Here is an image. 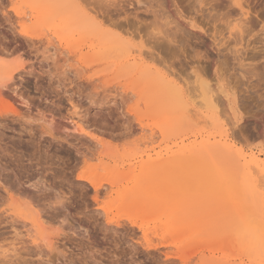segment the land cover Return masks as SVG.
<instances>
[{"label": "rangeland", "instance_id": "obj_1", "mask_svg": "<svg viewBox=\"0 0 264 264\" xmlns=\"http://www.w3.org/2000/svg\"><path fill=\"white\" fill-rule=\"evenodd\" d=\"M60 1L0 0V69L13 77L6 83L13 98L0 96V253L11 251L7 257L0 255V264H188L185 251L194 260L189 264H201L202 257L205 264H262L264 251L244 254L234 248L233 231L210 234L206 215L211 204L224 199V185L211 191L201 179L176 180L159 171L155 161L159 152L177 150L183 139L185 144L200 141L211 129L216 135L223 129L229 133L236 147L235 164L242 153L261 152L264 159V0H246L254 28L246 39L251 40L247 53L238 48L244 64H253L244 66L252 73L213 41L215 25L206 16L225 14L223 0H201L203 9L197 6L200 0ZM192 20L202 30L192 28ZM57 29L62 30L63 44L54 39ZM98 29L120 35L131 49L143 52L151 76H165L171 85L184 87L191 113L207 112L196 98L198 78L208 79L214 90L218 79L227 87L233 85L235 102L229 105L219 92L215 94L223 101L219 123L201 118L193 125L184 121L185 125L165 127L170 139L163 138L165 117L148 104L154 93L147 77L127 61L94 54L86 33L95 35ZM76 113L84 132L72 123L80 120ZM58 121L69 129L56 130ZM188 191L191 196L184 200ZM11 195L31 203L57 229L53 253L43 243L32 245L29 227L11 215ZM232 197L224 211L246 200ZM186 201L191 202L190 210L168 212ZM245 204L251 206L253 200ZM130 219L145 221L146 236ZM200 226L206 229L196 235ZM184 239L183 246L198 245L184 249L182 260L173 242ZM212 245L219 251L215 255Z\"/></svg>", "mask_w": 264, "mask_h": 264}, {"label": "bare ground", "instance_id": "obj_2", "mask_svg": "<svg viewBox=\"0 0 264 264\" xmlns=\"http://www.w3.org/2000/svg\"><path fill=\"white\" fill-rule=\"evenodd\" d=\"M62 1L64 3H67L69 0H61L60 2H62ZM200 1L199 2L197 1L198 2L197 6H199L201 8L203 1H201V2ZM208 5H210V4H208ZM218 5L221 6L219 4V2H218ZM222 5L224 7L223 8L224 10H225V8L227 9L226 13L223 10V13H225V14L222 15V12H221L220 13L221 15L218 16L219 14L217 12H215V13L213 12L215 15H216V13L218 15H216V16L213 14L211 15V13H209L210 15L206 13L207 16H206V14L204 15V18H205V16L206 17L209 16L210 17V19L208 17L209 23L212 19L211 23L213 22V24L215 25L214 26L215 27L214 28L215 34L213 37L214 38L213 41L216 43V46L219 48V50L221 52L228 51L229 55L231 54L233 56V58H232L233 61H235V62L237 61V63L241 67H243V69H245L244 66L250 67L253 64L251 63L252 65H250V66L248 64L247 65L244 64L245 60L241 56H239V54L241 55L242 51L247 53V49H249L251 46V40L249 39L248 41H246L247 38H249V37L251 38V34L253 33V28H254L253 27V23H254L253 21L254 20L251 18V16H250L251 13L249 12L250 5H249L248 1H246V0H223ZM205 7H207V6H205ZM200 8H199L198 12L202 13L203 10H201V9H203V8H201V9ZM209 9L210 8H208V10ZM215 10L217 11V9H215ZM219 10H221V9H219ZM219 10H218V12H219ZM33 12H34V9H33ZM63 16L68 18L67 15H63ZM70 19L69 20L72 21V18H70ZM191 27L194 29L202 30L201 27H199L195 23L194 20H192V22H191ZM59 28H61V27H59ZM62 29H64V28H62ZM262 29L263 30L261 31L262 32L261 34L264 33V26ZM60 33L62 34V30L57 29L54 32L53 36L55 37L54 38L55 40L56 39L58 40V43L63 44V42H65L64 41L65 39ZM69 34H70V32H69ZM74 34H76V33H74ZM86 35H87V37L91 38V40L89 39L91 42L90 47H91V50L93 49L94 54L101 55V56H107L108 55L109 57L113 56V59H114L113 62H115V61L117 62L118 61L117 59L121 60L120 62L127 61V65L131 63L130 65H134L133 67L136 68V70H138L139 74H143L147 77V80L151 84V88H153L152 91L154 93L149 98L148 104H149V106H152L153 108H155L159 111L161 110L160 111L161 114H163V116L165 117V121L163 123L164 128L161 129V134H162L163 138H165V139H168V134H169V130L165 127H169V126H175L176 127V125L177 126L181 125L182 122L184 124V121L193 125L194 122H197V120H194V119H197V118L204 119V121H206L208 123L218 122L220 120V118H219L220 114L218 111L220 110L219 106L221 105L220 102L222 100L219 96H215V94L219 95L218 94L219 92L221 93L220 96L223 94V96H225V99L228 100L229 105H232L233 102H235L234 98L237 96V94L235 92L236 89L235 90L233 89L234 86L232 84L231 85L233 87L230 86V84H229V86L232 88L227 87L228 85L226 86L223 84V80L221 81L220 79H218V83H217L218 86H216L217 88L215 89L218 92H215V90L210 85V82L207 81L208 79L198 81L200 79V78H198V80L196 81V84H199V86H195V87L196 88L198 87L197 92L199 95L196 93H192L193 96H191V97H194V95L196 94L197 97L196 96L195 97L197 99H199V98L201 99V102H200V99L198 101V102H200L199 104L202 107L206 108L207 112H201V111L195 110L196 112H194V114H193V113H191L193 110H191L190 105L188 103L189 101H187L186 96H185V94L187 92L185 91L186 93H184V90L182 89L184 87L181 86L182 88H180V87H177V85H171L173 83L166 81L165 76H164V78H162V76L160 78H159V76L158 77L151 76L150 72L153 70L150 69L151 70L150 71L147 68H145L144 58H143L144 54H142L143 52L138 50L139 52L137 53L136 50H134L132 48L134 50L133 51L131 49V47H129V45H128V40L126 41L120 35H117V36H114L113 34L108 35L107 32H104L101 29H98V33L95 35H93V33L91 31H88L86 33ZM96 35H99V36H96ZM115 37H117V38H115ZM156 37L154 36V38H156ZM50 38H53V37L51 36ZM151 40H152V38H151ZM245 41H246V47L244 48L245 44H243V43ZM51 42L53 43V41H51ZM50 43L48 44L49 46L51 45ZM55 45H57V43ZM53 47H56V46H53ZM240 47L243 48L242 51L240 49H238ZM71 51H72V49H71ZM222 54L226 55V53H222ZM103 58L104 57H102L100 59H103ZM121 58H124V59L122 60ZM237 63H236V65H237ZM130 65H128V66H130ZM239 65H237V66H239ZM231 69H233V68H231ZM252 69H254V67ZM248 70L250 71L249 73H252L254 71V70L251 71L250 68L245 69L246 72ZM244 72H241L242 73L241 75L243 77L246 75V73H245V75H243ZM11 73L4 76L2 73V70L0 69V96L3 95V97L6 96L9 98H13V95L10 92L11 90L6 84L8 81L13 80ZM226 73H228V72H226ZM247 76H248V74H247ZM247 76H245V77H247ZM161 78H162L163 82H165V83H163L162 81H161V83H163V84L160 83L159 79H161ZM227 79H225V81ZM228 82L229 81H227L226 83L228 84ZM182 83L184 84V82H182ZM164 84L166 85V87L161 86ZM167 85H169L170 88H168ZM162 87L166 88V89L162 90ZM159 88H161V90H162L161 93L159 92ZM196 88H194V89L196 90ZM194 89H192V90L195 91ZM204 108H203V110H204ZM14 112H16V114L19 113V112H17V110H14ZM76 114H77L76 117L79 118L78 117L79 113H76ZM222 114H224V113H222ZM225 115L226 114H224V116ZM168 116H169V118L171 116L172 119H174V120L172 121L171 119L168 118ZM221 116H223V115H221ZM168 120H171V122H168ZM81 121H82L81 119L80 120H74L72 123L74 124L75 129L79 130V132H84V130L81 126ZM221 121H220V123L223 124L224 122L223 121L221 122ZM200 122L202 123V121H200ZM213 123H211L212 126H213ZM218 126H220V124L217 125V127ZM67 127L68 126L65 123L60 122V121H58L57 125H55V129L57 128L58 130H62V129L65 130ZM205 128L207 129L208 127H205ZM205 128H204V131L206 130ZM218 128L220 129V127H218ZM67 129H69V128H67ZM67 129H66V131H67ZM211 131H212V129H211ZM211 131L206 132L205 134L203 133L202 135H201V133H202L201 132L200 133L201 137L199 135L200 141H198V138H197L196 140L194 139L195 140L194 142L192 141V143H189V144L186 143L185 144V140L183 139L181 141L182 145L177 146V148H178L177 150H174L173 149L174 147H171V148L165 149V153L163 151L159 152L158 158L155 161L157 168H159L158 169L159 171L160 170L163 171L162 173L166 172L170 175H174L176 180L191 181L192 179L193 180L201 179V181L207 186V189L211 190V191L220 187L221 185H224L227 189V192H226L225 196L223 197L224 199L220 200L216 203L211 204V206H209L210 208H208L209 213L206 215L207 216L206 219H209L211 221L212 230L214 231V232L213 231L210 232V234H214V233H216V234H227V233L233 231L234 233L231 237L233 238V242H235V243H233V244H235L234 248H239L240 251L243 250L244 254H246L245 253L246 251L247 252H255L256 249L258 251L259 250L264 251V159H261L262 154H261V152L260 153L259 152L258 153L257 152H251L249 154H243L242 153V156L240 155L239 158H237V156H236V158H235L236 164H235L234 161L232 162V160H233L232 154H233L234 150L236 149V147H235V144H233V142L229 136V133L224 131V129L219 131V135L213 134L214 132L212 133ZM94 138L95 137H93V139ZM181 139H182V137H181ZM98 143H100V142H98ZM148 162L149 163L151 162L150 158H149ZM188 164H193L195 168L191 169V170L183 169V167L188 165ZM152 165H155V164H152ZM119 182H121V181H119ZM97 190H98V188L96 187V192L98 195ZM190 193H192V191H190ZM187 194H188V197L191 196V195H189V191L187 193H185V195L182 194L185 197L184 200H187V198H186ZM233 194H235V196H237L238 198L239 197L245 198L246 199L245 202L242 205L235 206L233 209H229L227 211H224L223 210L224 205L232 203V198H233L232 195ZM182 195L180 197H183ZM192 197H191V199H192ZM249 199L253 200V205H251V206L245 204L247 202V200H249ZM10 200H11L10 201V203H11V206H10L11 215L15 216L17 219L19 218L18 220L22 219L23 222L25 223L24 226L29 227V228H27V232L29 233V237L32 239L31 240L32 245H34V246L36 245V247H38L39 244L43 243L42 247L48 248L50 250V252L53 253L55 250V245H56L55 244L56 243L55 237L57 236V234H56L57 229H54L52 227V225H49L46 222V220H44L43 217L40 215V212L35 207H33L31 203H27V202L25 203L24 201H23V203H21L20 202V201H22L21 199L19 201V200L15 199L12 195L10 196ZM180 200H182V198ZM188 202L187 201L184 202L185 204L181 205L178 209H177L178 206L174 205L171 209H169L168 212H172L175 214V213H179V212L188 211L191 208V204H189L191 202H189V203ZM143 209H145V208H143ZM105 210H106V212H108V209H105ZM203 210L205 212H207L206 208H204ZM4 214H5V212H4ZM10 218H11V216H10ZM12 219H14V217ZM15 219H14V221H15ZM130 220L132 221L133 227L136 226L141 231H143L144 234L146 233L145 221L140 222L138 220H135V221L133 219H130ZM16 223H18V222H16ZM204 229H206V227L200 226V227L196 228L194 231L196 232V235H201ZM127 232H128V230H127ZM145 236H146V234H145ZM185 240L186 239L178 241V242L174 241L173 247L175 248L177 254L180 256V258L182 260H185L184 255L187 256V258H189V259L185 260L186 263L189 264V262H191L193 260V258L190 259V256H189V255H191V253L189 254V251H185L184 255H183V250L187 249V248L193 249L194 246L198 245L197 244L198 242H194V243L188 242L187 245L183 246V242ZM213 246L214 245H212L210 247V250L215 255V253L219 252V251L215 250L213 248ZM149 247L156 248V246H152V245H150ZM0 248H2V247H0ZM252 249H253V251H251ZM3 251H1L0 255H3L5 257H7V254L9 252H11L10 249H3ZM220 251L223 253V254L221 253L223 256L226 255L225 249H221ZM186 252L188 253V255ZM195 252H193V253H195ZM255 254H257V253H255ZM242 255H243V253L241 254V256ZM188 260H190V261H188ZM260 261L262 262V264H264V259H261ZM200 263L205 264V260L203 257H202V259H200Z\"/></svg>", "mask_w": 264, "mask_h": 264}]
</instances>
